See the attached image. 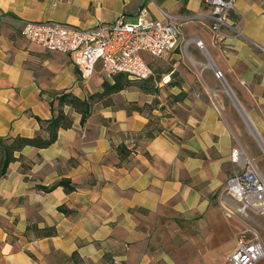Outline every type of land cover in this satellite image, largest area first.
<instances>
[{"label": "crops", "instance_id": "1", "mask_svg": "<svg viewBox=\"0 0 264 264\" xmlns=\"http://www.w3.org/2000/svg\"><path fill=\"white\" fill-rule=\"evenodd\" d=\"M142 9L182 21L178 47L152 60L153 89L115 93L84 124L65 106L72 127L17 153L0 177V264H153L148 221L167 208L204 214L236 168L232 148L253 158L264 146V0H237L229 18L242 35L226 29L222 45L205 0H0V136L46 135L37 118L56 113L59 94L85 98L110 80L95 73L84 89L71 56L28 41L25 21L90 28ZM121 143L134 149L123 160ZM61 179L75 189L38 188ZM46 227L56 233L38 234Z\"/></svg>", "mask_w": 264, "mask_h": 264}, {"label": "built area", "instance_id": "2", "mask_svg": "<svg viewBox=\"0 0 264 264\" xmlns=\"http://www.w3.org/2000/svg\"><path fill=\"white\" fill-rule=\"evenodd\" d=\"M205 2L211 6L209 28L215 44H223L226 29L242 35V28L229 18L237 0ZM181 24L176 17L166 21L152 19L146 9H142L135 22L128 21L125 15L118 16L111 25L98 24L90 28L52 20L25 21L21 33L46 50L70 55L82 81L89 80L95 73H103L111 81L118 73L133 80H146L154 75L152 60L162 59L178 47ZM196 42L203 48L201 40L196 39ZM215 75L223 78L220 70H216ZM170 80V75L162 78L164 83ZM231 162L236 168L218 200L227 218H237L246 225L239 232L236 247L225 264H264V241L253 225L254 217L264 220V174L242 146L232 148ZM113 263L118 264V261Z\"/></svg>", "mask_w": 264, "mask_h": 264}, {"label": "rangeland", "instance_id": "3", "mask_svg": "<svg viewBox=\"0 0 264 264\" xmlns=\"http://www.w3.org/2000/svg\"><path fill=\"white\" fill-rule=\"evenodd\" d=\"M135 21L136 19L132 20V22ZM147 57L152 60L150 56ZM95 76L94 80L92 77L83 81L84 89H86L87 81H92V85L95 84L94 81L98 75ZM106 79L101 77L100 81L103 82ZM124 81L130 83L124 89L128 91L136 88L148 91L154 88V83L150 81L133 80L126 76ZM93 90L96 92L95 89ZM86 95H89V92ZM253 158L264 174V146ZM218 196L213 197L204 214L186 218L174 209L167 208L148 221L146 249L153 264H221L225 261L235 249L237 236L245 228L246 223L237 218H227L219 204ZM254 218L253 225L256 226L260 238L264 241V220L261 217ZM258 223L263 228L257 226Z\"/></svg>", "mask_w": 264, "mask_h": 264}, {"label": "trees", "instance_id": "4", "mask_svg": "<svg viewBox=\"0 0 264 264\" xmlns=\"http://www.w3.org/2000/svg\"><path fill=\"white\" fill-rule=\"evenodd\" d=\"M127 77L124 73H118L113 75L112 81L106 79L102 82V89L96 92H89L85 98H80L74 95L72 92H64L57 96L56 113L48 120L37 118L42 124V129L46 135L40 133L29 136H0V177L7 174L9 165L11 162L18 160L21 156L17 153L26 146H34L37 148H44L51 145L56 141L58 131L60 128H70L73 125V118L69 113H65V106H69L72 110L81 114V123L84 124L90 117L96 104L102 103L104 106L113 104L112 96L126 89L130 83L124 81V77ZM143 81H150L152 79H146ZM147 91V90H145ZM149 91V90H148ZM130 111V109L128 110ZM116 150L120 156V160H123L133 152L134 149H129L125 144L121 143L116 145ZM25 166V165H24ZM57 186H63L67 192H71L75 189V186L69 179H61L50 187L38 186V188L49 190ZM38 234L43 236H52L56 233L55 227H46L37 230Z\"/></svg>", "mask_w": 264, "mask_h": 264}]
</instances>
